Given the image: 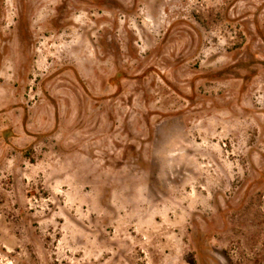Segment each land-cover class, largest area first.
Masks as SVG:
<instances>
[{
    "label": "rangeland",
    "instance_id": "rangeland-1",
    "mask_svg": "<svg viewBox=\"0 0 264 264\" xmlns=\"http://www.w3.org/2000/svg\"><path fill=\"white\" fill-rule=\"evenodd\" d=\"M0 264H264V0H0Z\"/></svg>",
    "mask_w": 264,
    "mask_h": 264
}]
</instances>
